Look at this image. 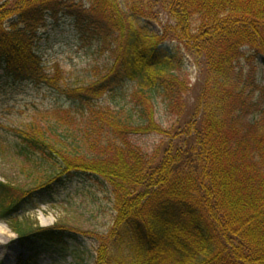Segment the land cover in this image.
<instances>
[{"label":"trees","instance_id":"16d2710c","mask_svg":"<svg viewBox=\"0 0 264 264\" xmlns=\"http://www.w3.org/2000/svg\"><path fill=\"white\" fill-rule=\"evenodd\" d=\"M48 19L68 22L88 47L114 42L118 53L94 82L62 90L66 121L79 115L77 137L63 131L69 147L53 143L51 133L61 135L54 122L9 130L14 142L0 154L15 148L50 173L37 190L0 180V218L23 241H43L59 258L85 264L79 228L56 222L32 233L9 218L44 201L34 194L51 180L65 187L83 174L112 187L115 224L132 230L113 251L99 243L96 264H264V92L241 64L264 59V0H126L125 10L119 0H4L2 87L58 89L59 66L47 72L37 48ZM139 19L158 21L160 33ZM184 55L202 78L189 112L178 74ZM156 99L173 115L169 127L155 119ZM154 133L160 141L150 152L133 140Z\"/></svg>","mask_w":264,"mask_h":264},{"label":"rangeland","instance_id":"374dc122","mask_svg":"<svg viewBox=\"0 0 264 264\" xmlns=\"http://www.w3.org/2000/svg\"><path fill=\"white\" fill-rule=\"evenodd\" d=\"M119 2L125 10L126 0ZM160 20L164 23L167 18L160 14ZM40 25L37 48L42 56L43 66L51 73L54 66L58 65L62 77L58 89L52 91L29 83L15 84L10 88L2 87L4 80L0 78V145L4 147H10L14 142L9 132L11 128L25 127L30 122H36L42 128H46L47 122H54L57 124V132L61 135L51 133L53 143L62 148L69 147L63 139V131L68 128L67 133L77 137L74 131L78 127L76 121H79V115L72 120V125L66 121L64 113L60 110L70 103H61L64 96L62 90L94 82L113 63L118 53V46L114 42L98 49L88 47L78 39L72 26L63 19L57 23L48 19ZM138 25L148 32L161 31L160 23L153 19H139ZM183 62L178 74L189 88L184 105L185 112H189L201 90L202 78L192 58L184 55ZM241 64L247 78L260 88L259 93L264 92V59L260 56L243 59ZM2 75L0 70V77ZM154 109L155 119L163 127H169L174 122L173 115L160 99L154 102ZM133 140L150 152L160 141V136L154 133L135 137ZM45 169L48 167H35L27 162L15 152V148L9 154H0V180L20 188L18 192L37 190L39 184L46 181V178H43L44 173H50L45 172ZM42 188V192H35L34 195L37 200L44 201L32 209L20 206L9 218L23 227L30 226L33 228L32 233L37 227H51L56 222L79 228L83 233L78 234V246L84 250L85 264H96L99 243H103L110 252L131 236L132 230L128 224H115L113 190L101 178L77 174L66 181L65 187H60L57 180H51L48 188ZM50 196L55 199L50 200ZM9 222L0 219V264H17L20 258L30 261L31 264H74L71 257L59 258L43 241L31 238L23 242L21 235L10 227ZM9 252H13L12 257Z\"/></svg>","mask_w":264,"mask_h":264},{"label":"bare ground","instance_id":"6f19581e","mask_svg":"<svg viewBox=\"0 0 264 264\" xmlns=\"http://www.w3.org/2000/svg\"><path fill=\"white\" fill-rule=\"evenodd\" d=\"M10 253V256L12 257V255H13V252H9Z\"/></svg>","mask_w":264,"mask_h":264}]
</instances>
